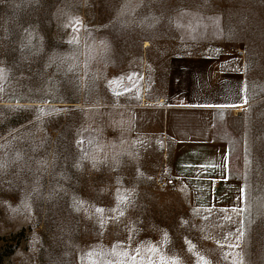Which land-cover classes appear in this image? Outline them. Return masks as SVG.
Here are the masks:
<instances>
[{"label": "rangeland", "instance_id": "obj_1", "mask_svg": "<svg viewBox=\"0 0 264 264\" xmlns=\"http://www.w3.org/2000/svg\"><path fill=\"white\" fill-rule=\"evenodd\" d=\"M197 56L244 92L210 198L153 108ZM262 171L264 0H0V264H264Z\"/></svg>", "mask_w": 264, "mask_h": 264}, {"label": "crops", "instance_id": "obj_2", "mask_svg": "<svg viewBox=\"0 0 264 264\" xmlns=\"http://www.w3.org/2000/svg\"><path fill=\"white\" fill-rule=\"evenodd\" d=\"M236 63L237 67L229 65L231 69H227L224 59L219 62L200 56L175 59L168 68L163 94L153 102V108L161 113V131L174 140L177 151H183L189 161H179L181 176L187 184H192L191 192L198 189L209 195L203 198L216 194L220 190L217 185L225 181L237 185V181L227 178L220 147L213 142L216 116L240 108L243 103L240 61ZM195 144L205 149L196 156V163H192V153H202L200 148L190 147ZM183 154H178L179 160Z\"/></svg>", "mask_w": 264, "mask_h": 264}, {"label": "trees", "instance_id": "obj_3", "mask_svg": "<svg viewBox=\"0 0 264 264\" xmlns=\"http://www.w3.org/2000/svg\"><path fill=\"white\" fill-rule=\"evenodd\" d=\"M262 173H263V171H262ZM261 173V176H264V173L262 174ZM260 180V179H259ZM263 183H264V177H263V180L260 182V185H259V188L256 186V188L258 189L256 192H255V194L257 193H262V186L261 185H263Z\"/></svg>", "mask_w": 264, "mask_h": 264}, {"label": "snow or ice", "instance_id": "obj_4", "mask_svg": "<svg viewBox=\"0 0 264 264\" xmlns=\"http://www.w3.org/2000/svg\"><path fill=\"white\" fill-rule=\"evenodd\" d=\"M199 106V105H198ZM203 106H205V107H209L210 105H203Z\"/></svg>", "mask_w": 264, "mask_h": 264}]
</instances>
